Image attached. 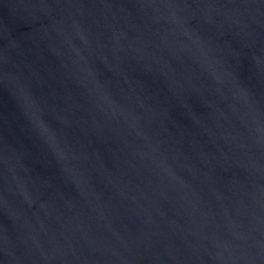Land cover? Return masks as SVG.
I'll list each match as a JSON object with an SVG mask.
<instances>
[{
  "label": "water",
  "instance_id": "1",
  "mask_svg": "<svg viewBox=\"0 0 264 264\" xmlns=\"http://www.w3.org/2000/svg\"><path fill=\"white\" fill-rule=\"evenodd\" d=\"M0 264H264V0H0Z\"/></svg>",
  "mask_w": 264,
  "mask_h": 264
}]
</instances>
